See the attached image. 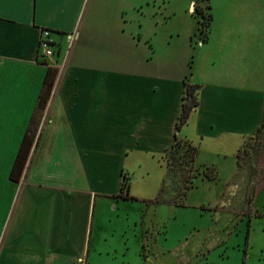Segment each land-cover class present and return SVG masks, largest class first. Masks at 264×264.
Wrapping results in <instances>:
<instances>
[{"label":"crops","instance_id":"1","mask_svg":"<svg viewBox=\"0 0 264 264\" xmlns=\"http://www.w3.org/2000/svg\"><path fill=\"white\" fill-rule=\"evenodd\" d=\"M196 3L184 12L198 24L165 16L174 25L161 53L141 0H0V264H98L105 210L151 200L132 191V172L163 164L176 136L199 165L237 170L264 127V0H208L205 40ZM45 30L60 45L49 58ZM186 83L199 103L178 130ZM125 174L137 199L117 196Z\"/></svg>","mask_w":264,"mask_h":264},{"label":"rangeland","instance_id":"2","mask_svg":"<svg viewBox=\"0 0 264 264\" xmlns=\"http://www.w3.org/2000/svg\"><path fill=\"white\" fill-rule=\"evenodd\" d=\"M141 1L147 21L159 24L156 46L161 53L174 25L165 19L168 12L179 11L177 19L184 25L198 24L184 12L190 0ZM207 4L197 0L199 18L196 8L207 17ZM71 45L61 50V63ZM53 48L58 52L60 45ZM83 48L80 44L76 51ZM190 145L182 138L164 156L165 166L150 159L132 172V191L152 198L108 206L98 249L110 254L100 256L98 264H264V127L239 149L237 170L226 159L218 161L220 169L191 161ZM156 195L164 198L159 205L151 204Z\"/></svg>","mask_w":264,"mask_h":264},{"label":"trees","instance_id":"3","mask_svg":"<svg viewBox=\"0 0 264 264\" xmlns=\"http://www.w3.org/2000/svg\"><path fill=\"white\" fill-rule=\"evenodd\" d=\"M207 8L210 9L209 3L207 4ZM196 9L198 10V11L197 10L196 11L200 15V21H201L200 34L203 35V39L205 40L207 38V34H208L210 24L212 21V13L209 11L208 12L209 14H207V17H206V14L203 11V8H199V9L196 8ZM206 19H207V22H206ZM55 76H56L55 72H52L49 69V71L47 73L46 80H45L44 89H43V92L41 94V99H40L39 104H38L39 110L44 109V107L47 103V97L50 95L51 90L53 88ZM198 87H199L198 84L186 83V90H185V94L183 96L182 110H181V114L179 116V121H178V125H177L178 130L188 121V119L191 115V112L199 103L198 95H197ZM181 139L182 138H179L178 136H176L175 144L177 141H181ZM190 146H192L193 150H194V154L192 155L191 161H194L196 156H197L198 149L192 143ZM22 159H23L22 158V150H20L19 155H18L17 160H16V164H18V162H20ZM129 188H130V177L128 178V176L125 174L123 177L121 191L117 196L123 197V198L137 199V197L130 195ZM160 198L164 199L163 196H157L155 198L156 202H153V203L151 202V204L159 205L160 200H161ZM148 204H150V203L148 202ZM183 205L184 204L181 203L179 206H183ZM143 252H146V245L145 244L143 245ZM144 256L146 257V254Z\"/></svg>","mask_w":264,"mask_h":264},{"label":"built area","instance_id":"4","mask_svg":"<svg viewBox=\"0 0 264 264\" xmlns=\"http://www.w3.org/2000/svg\"><path fill=\"white\" fill-rule=\"evenodd\" d=\"M40 55L44 58H49L54 54L53 40L50 38V31L45 30L40 37Z\"/></svg>","mask_w":264,"mask_h":264}]
</instances>
